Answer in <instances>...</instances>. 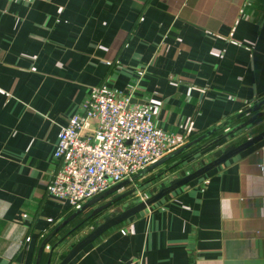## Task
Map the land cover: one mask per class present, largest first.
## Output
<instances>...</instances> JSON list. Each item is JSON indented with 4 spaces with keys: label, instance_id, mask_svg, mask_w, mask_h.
Here are the masks:
<instances>
[{
    "label": "crops",
    "instance_id": "obj_1",
    "mask_svg": "<svg viewBox=\"0 0 264 264\" xmlns=\"http://www.w3.org/2000/svg\"><path fill=\"white\" fill-rule=\"evenodd\" d=\"M100 84L115 93L133 84L131 103L182 145L213 130L148 170L174 172L153 194L264 130L261 117L226 136L264 100V0H0V264H35L42 240L85 204L45 187L60 126ZM100 201L46 242L39 264H58L101 222L89 218ZM68 264H264V140L105 230Z\"/></svg>",
    "mask_w": 264,
    "mask_h": 264
},
{
    "label": "built area",
    "instance_id": "obj_2",
    "mask_svg": "<svg viewBox=\"0 0 264 264\" xmlns=\"http://www.w3.org/2000/svg\"><path fill=\"white\" fill-rule=\"evenodd\" d=\"M133 90V84L126 93L94 86L81 112L60 126L53 155L57 167L46 179L48 195L79 207L182 145L155 125L149 107L130 102Z\"/></svg>",
    "mask_w": 264,
    "mask_h": 264
},
{
    "label": "water",
    "instance_id": "obj_3",
    "mask_svg": "<svg viewBox=\"0 0 264 264\" xmlns=\"http://www.w3.org/2000/svg\"><path fill=\"white\" fill-rule=\"evenodd\" d=\"M133 100H130L132 102ZM264 105V100L259 102L258 104H254L250 106L249 108L245 109L244 111L240 112L236 115V117H242L246 114L252 113L251 116L246 118L241 124L236 126L232 131L226 134V136L231 135L235 131H238L244 127H247L248 125L252 124L253 122L257 121L261 117H264V110H259V108ZM213 130L210 132H207L210 134ZM206 134H202L196 140L193 142L187 143L185 145L180 146L176 150L170 152L166 156L162 157L161 159L155 161L154 163L148 165L143 170L139 171L132 177L125 179L113 186H111L106 191L102 192L101 194H98L94 196L93 198L89 199L85 204H83L81 207H79L71 216L63 220L58 226H56L41 242L38 253L36 256L35 264H39L42 250L46 242L62 227L64 226L70 219H72L76 214L81 212L85 207L90 206L92 204L97 203L98 201L108 197L109 195L115 193L116 191L120 190L121 188H124L128 185L129 182L135 180L139 176L146 173L151 168L155 167L156 165L164 162L165 160L183 152L185 149H187L192 143H195L201 139H203ZM261 140H264V130L258 132L257 134L247 138L246 140L238 143L233 144L228 147H226L216 158L213 160L203 164L199 168L193 170L190 173H187L181 177L173 178L169 181L167 185H164L160 187L156 192L149 195L148 197L141 199L140 201L136 202L135 204L131 206L125 207L123 210L111 213L107 216H104L102 221L94 226L86 235H84L82 238H80L77 242H75L69 250L64 254V256L61 258V260L58 262V264H68L81 250H83L88 244H90L93 240H95L101 233H103L105 230L111 228L112 226L119 224L128 218L132 217L133 215L143 211L151 204L157 202L162 197L166 196L167 194L173 192L174 190L178 189L179 187L183 186L184 184L189 183L190 181L194 180L195 178L203 175L204 173L208 172L209 170L213 169L214 167H217L226 161L230 160L231 158L235 157L239 153L243 152L244 150L248 149L249 147L253 146L254 144L260 142ZM132 190V189H131ZM131 190H128L126 192H123L117 196H115L113 199L109 200L108 202H105L99 206H97L90 214L89 218L93 217L94 215L101 212L103 209L107 208L114 202L124 198L126 195H128ZM48 264V262H47Z\"/></svg>",
    "mask_w": 264,
    "mask_h": 264
},
{
    "label": "rangeland",
    "instance_id": "obj_4",
    "mask_svg": "<svg viewBox=\"0 0 264 264\" xmlns=\"http://www.w3.org/2000/svg\"><path fill=\"white\" fill-rule=\"evenodd\" d=\"M234 133H238V132L235 131ZM167 164L168 163L161 164L159 167L154 169V171H148L144 173L143 175L139 176L135 180L129 182L128 185L125 186L124 188H121L120 190H118L116 193L119 195L123 192H126L132 189L131 192L128 195H126L124 198L114 202L107 208L103 209L100 213L91 217L90 218L91 221L94 223H99V221H102V216L104 215L107 216L111 213L119 212L123 210L125 207L131 206L135 204L136 202L140 201L141 199H144L148 197L149 195H151L154 189L157 187V185L164 183L168 177L174 175V172L173 173L171 172L172 169L168 168L167 166L169 165ZM114 196L115 195H109L105 199L101 200L100 204L108 202L109 200L113 199ZM87 215H88V212L84 214L82 218ZM85 224H87L86 221L81 225L80 228L85 226Z\"/></svg>",
    "mask_w": 264,
    "mask_h": 264
}]
</instances>
